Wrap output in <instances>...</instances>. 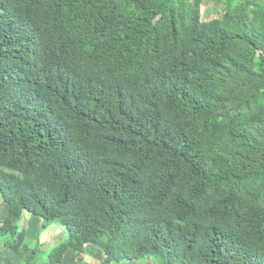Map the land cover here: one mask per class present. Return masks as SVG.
Returning <instances> with one entry per match:
<instances>
[{
  "label": "trees",
  "instance_id": "trees-1",
  "mask_svg": "<svg viewBox=\"0 0 264 264\" xmlns=\"http://www.w3.org/2000/svg\"><path fill=\"white\" fill-rule=\"evenodd\" d=\"M0 192L20 264H264V0H0Z\"/></svg>",
  "mask_w": 264,
  "mask_h": 264
},
{
  "label": "rangeland",
  "instance_id": "rangeland-1",
  "mask_svg": "<svg viewBox=\"0 0 264 264\" xmlns=\"http://www.w3.org/2000/svg\"><path fill=\"white\" fill-rule=\"evenodd\" d=\"M213 2L210 4H204L202 5V15L205 17L208 15L209 17L213 14L211 11L213 10ZM209 11V13H208ZM8 210V203L3 199L1 192H0V222H2L5 219V215ZM23 216V225L20 226V236L17 240V245L15 247L10 248L11 253L8 255L4 253L0 256V263L1 264H18L16 259H14V255L19 252V248L22 247V245L26 242L31 246H35L40 240V243L43 245H46V250L49 249L51 246H54L57 242H60L64 238L68 236V231L66 230V227H64L60 222H56L53 224L49 230H45L44 232L39 234V228L42 225V219L37 215L32 214L31 212H25ZM30 215L32 217H36L39 219V224L36 220L30 219ZM54 226V227H53ZM53 227V228H52ZM49 230V232H47ZM3 243V242H1ZM9 251V252H10ZM8 252V253H9ZM18 255V256H19ZM123 263V262H122ZM135 264H146L145 261L139 260ZM147 264H159L157 260L151 261V263Z\"/></svg>",
  "mask_w": 264,
  "mask_h": 264
},
{
  "label": "crops",
  "instance_id": "crops-1",
  "mask_svg": "<svg viewBox=\"0 0 264 264\" xmlns=\"http://www.w3.org/2000/svg\"><path fill=\"white\" fill-rule=\"evenodd\" d=\"M30 219H32V221H33V219L36 220L39 224L38 218L32 217V215H30ZM23 222H24L23 219H21L19 221L20 226L23 225ZM0 224H1V222H0ZM49 230H50V228H49ZM49 230L47 232H49ZM1 242H2V240L0 239V256L3 255L4 253L9 255L11 253L10 248L5 247L3 245V243H1ZM18 255L19 254L17 252L16 255H14V259H16L17 260L16 262L18 264H20L21 256L20 255L18 256ZM62 264H107V258L101 249L97 248L93 244H89V245H87V250H86V253L84 254V258L82 261H79V259L77 257V253L74 250H69L65 254ZM121 264H133V262H131V261L123 262Z\"/></svg>",
  "mask_w": 264,
  "mask_h": 264
}]
</instances>
